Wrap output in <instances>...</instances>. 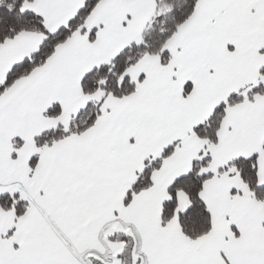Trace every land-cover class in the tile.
Listing matches in <instances>:
<instances>
[{"label": "snow or ice", "instance_id": "snow-or-ice-1", "mask_svg": "<svg viewBox=\"0 0 264 264\" xmlns=\"http://www.w3.org/2000/svg\"><path fill=\"white\" fill-rule=\"evenodd\" d=\"M0 264H264V0H0Z\"/></svg>", "mask_w": 264, "mask_h": 264}]
</instances>
